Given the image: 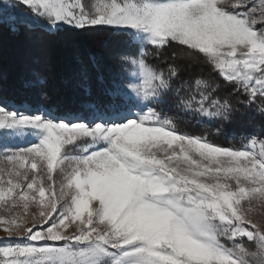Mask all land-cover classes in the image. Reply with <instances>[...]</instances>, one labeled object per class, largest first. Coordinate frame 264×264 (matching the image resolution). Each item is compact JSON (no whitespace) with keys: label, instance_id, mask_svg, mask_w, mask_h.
Instances as JSON below:
<instances>
[{"label":"snow or ice","instance_id":"1","mask_svg":"<svg viewBox=\"0 0 264 264\" xmlns=\"http://www.w3.org/2000/svg\"><path fill=\"white\" fill-rule=\"evenodd\" d=\"M3 26L107 29L126 46L76 112L0 98V264H264L250 215L264 138L223 146L180 128L264 119V0H0ZM173 45L211 72L165 55Z\"/></svg>","mask_w":264,"mask_h":264},{"label":"trees","instance_id":"2","mask_svg":"<svg viewBox=\"0 0 264 264\" xmlns=\"http://www.w3.org/2000/svg\"><path fill=\"white\" fill-rule=\"evenodd\" d=\"M19 11L26 12L27 9L21 7ZM125 46L126 37L122 33L107 29L76 31L63 27L59 31L48 32L38 27L31 31L20 28L13 32L7 26L0 27V98L16 104L26 101L43 105L60 115L76 112L90 96L98 97L104 83L112 74L119 72L114 57ZM173 51L177 54V62L192 74L211 72V68L203 63L184 58L179 46L165 49L164 54L170 56ZM93 58L96 67L93 66ZM84 67L89 69L87 87L78 83ZM35 78L39 79L42 92L38 93L31 86ZM217 79L220 78L217 76ZM180 128L194 134H208L209 139L223 146L239 144L250 134L264 138V119L258 115L231 123L190 121L181 123ZM243 243L255 247L246 238Z\"/></svg>","mask_w":264,"mask_h":264},{"label":"rangeland","instance_id":"3","mask_svg":"<svg viewBox=\"0 0 264 264\" xmlns=\"http://www.w3.org/2000/svg\"><path fill=\"white\" fill-rule=\"evenodd\" d=\"M229 2H234V0H229ZM12 143H19L21 146H24L27 144V141H13ZM250 215L253 222L259 226L260 231L264 232V204H254L251 208ZM0 236H4L2 231H0Z\"/></svg>","mask_w":264,"mask_h":264}]
</instances>
